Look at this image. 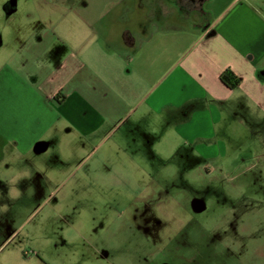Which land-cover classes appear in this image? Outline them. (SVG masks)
I'll list each match as a JSON object with an SVG mask.
<instances>
[{
  "label": "rangeland",
  "instance_id": "1",
  "mask_svg": "<svg viewBox=\"0 0 264 264\" xmlns=\"http://www.w3.org/2000/svg\"><path fill=\"white\" fill-rule=\"evenodd\" d=\"M19 1L9 16L0 0V70L20 61L30 36L44 42L54 31L42 20L58 13L52 2ZM79 1L97 19L115 0ZM205 1L192 2L196 15ZM23 59L44 76L37 55ZM256 100L180 128L138 110L104 140L58 130L45 151L19 153L5 141L0 264H264V106Z\"/></svg>",
  "mask_w": 264,
  "mask_h": 264
},
{
  "label": "crops",
  "instance_id": "2",
  "mask_svg": "<svg viewBox=\"0 0 264 264\" xmlns=\"http://www.w3.org/2000/svg\"><path fill=\"white\" fill-rule=\"evenodd\" d=\"M37 1L65 13L43 16L53 33L44 42L30 36L20 61L0 70V154L5 141L19 153L45 151L61 129L104 140L138 110L180 128L206 111L235 110L240 99L264 106V0H230L217 12L206 0L198 15L194 0L185 10L181 0H115L97 19L80 8L87 1ZM5 2L9 16L18 11L19 0ZM36 55L44 76L26 68ZM226 69L237 87L221 80Z\"/></svg>",
  "mask_w": 264,
  "mask_h": 264
},
{
  "label": "trees",
  "instance_id": "3",
  "mask_svg": "<svg viewBox=\"0 0 264 264\" xmlns=\"http://www.w3.org/2000/svg\"><path fill=\"white\" fill-rule=\"evenodd\" d=\"M221 80L230 88H235L239 85L240 80L230 69H226L221 74Z\"/></svg>",
  "mask_w": 264,
  "mask_h": 264
},
{
  "label": "flooded vegetation",
  "instance_id": "4",
  "mask_svg": "<svg viewBox=\"0 0 264 264\" xmlns=\"http://www.w3.org/2000/svg\"><path fill=\"white\" fill-rule=\"evenodd\" d=\"M180 6H182L183 7V9L185 10V8H187V7H189L190 6V4H189V0H181L180 1ZM198 7H199V5H198ZM201 207L199 206V209H200ZM232 256V255H231ZM232 257H234V256H232ZM238 261V260H237ZM160 264H167V263H164V262H162V263H160Z\"/></svg>",
  "mask_w": 264,
  "mask_h": 264
}]
</instances>
